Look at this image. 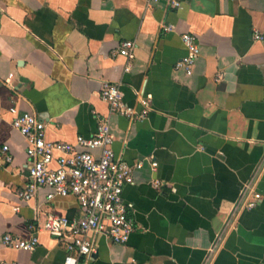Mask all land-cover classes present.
Instances as JSON below:
<instances>
[{
    "label": "crops",
    "instance_id": "crops-1",
    "mask_svg": "<svg viewBox=\"0 0 264 264\" xmlns=\"http://www.w3.org/2000/svg\"><path fill=\"white\" fill-rule=\"evenodd\" d=\"M186 33L201 45L192 75L176 69ZM125 40L137 43L130 72L126 58L112 57ZM105 82L120 84L138 111L139 95H152L146 119L111 122L116 154L144 161L124 190L136 231L127 245L96 236L82 264H264V0H185L181 10L144 0H0V236L39 238L33 252L0 246V264H64L68 241L47 231L48 220L79 215L74 197L49 200L46 188L31 202L19 197L28 142L11 107L45 122L48 140L75 143L110 113ZM256 178L263 199L228 226Z\"/></svg>",
    "mask_w": 264,
    "mask_h": 264
},
{
    "label": "built area",
    "instance_id": "built-area-1",
    "mask_svg": "<svg viewBox=\"0 0 264 264\" xmlns=\"http://www.w3.org/2000/svg\"><path fill=\"white\" fill-rule=\"evenodd\" d=\"M144 1L148 7L162 3L175 10L183 9L185 4V0ZM163 28L165 31L173 30V26L164 25ZM255 38L261 40L263 36L255 34ZM182 40L188 54L176 69L192 75L201 54V45L195 34H183ZM136 49L135 40H125L112 51L113 58L122 56L127 59L125 72L131 71ZM217 78H223V74H218ZM7 84L11 86L10 79ZM100 97L108 104L109 115L98 116L96 133L89 138L78 136L75 143L48 140L46 123L36 114L20 111L15 105L10 109L14 115L13 127L28 142V179L19 193L21 200L31 202L39 189L46 188L50 190L49 200L72 196L78 202L77 217L51 215L48 220L47 231L68 241L64 264H82L83 259H89L95 252L96 236H104L117 245H127L136 231L135 219L130 215L131 206L124 199V190L135 184L134 171L142 169L144 161L130 165L116 154L111 122L115 114L134 121L146 119L151 110L152 95H139L143 106L141 111L125 103L118 83L105 82ZM8 150L9 147L5 146L2 153L6 162L11 163L13 157L7 154ZM149 162L152 170L156 171L158 163ZM257 178L243 186L228 218V226L240 213L255 208L263 199L257 190ZM153 184L159 187L161 182L154 180ZM0 246L33 252L39 246V238L33 235L24 239L7 233L0 236Z\"/></svg>",
    "mask_w": 264,
    "mask_h": 264
}]
</instances>
